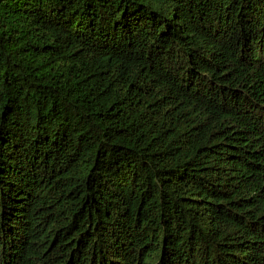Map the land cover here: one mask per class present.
I'll return each mask as SVG.
<instances>
[{"label": "trees", "instance_id": "16d2710c", "mask_svg": "<svg viewBox=\"0 0 264 264\" xmlns=\"http://www.w3.org/2000/svg\"><path fill=\"white\" fill-rule=\"evenodd\" d=\"M0 264H264V0H0Z\"/></svg>", "mask_w": 264, "mask_h": 264}]
</instances>
